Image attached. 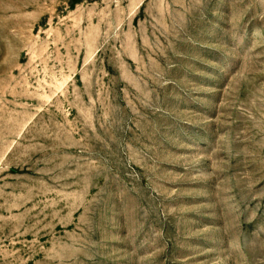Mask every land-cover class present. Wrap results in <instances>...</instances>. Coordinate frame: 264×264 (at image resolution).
Instances as JSON below:
<instances>
[{"label":"rangeland","instance_id":"374dc122","mask_svg":"<svg viewBox=\"0 0 264 264\" xmlns=\"http://www.w3.org/2000/svg\"><path fill=\"white\" fill-rule=\"evenodd\" d=\"M0 264H264V0H0Z\"/></svg>","mask_w":264,"mask_h":264}]
</instances>
